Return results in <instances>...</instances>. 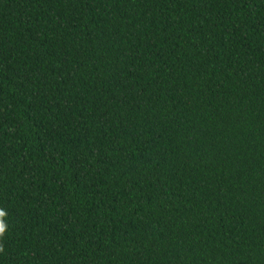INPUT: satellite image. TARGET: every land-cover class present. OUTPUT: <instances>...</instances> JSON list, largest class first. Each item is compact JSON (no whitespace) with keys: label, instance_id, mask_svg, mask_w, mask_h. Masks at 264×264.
<instances>
[{"label":"trees","instance_id":"trees-1","mask_svg":"<svg viewBox=\"0 0 264 264\" xmlns=\"http://www.w3.org/2000/svg\"><path fill=\"white\" fill-rule=\"evenodd\" d=\"M0 264H264V0H0Z\"/></svg>","mask_w":264,"mask_h":264},{"label":"clouds","instance_id":"clouds-1","mask_svg":"<svg viewBox=\"0 0 264 264\" xmlns=\"http://www.w3.org/2000/svg\"><path fill=\"white\" fill-rule=\"evenodd\" d=\"M4 215L5 213L0 211V237H3V235L5 234V230H6V224L4 220L2 219ZM0 251H3L2 245H0Z\"/></svg>","mask_w":264,"mask_h":264}]
</instances>
